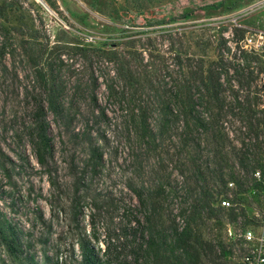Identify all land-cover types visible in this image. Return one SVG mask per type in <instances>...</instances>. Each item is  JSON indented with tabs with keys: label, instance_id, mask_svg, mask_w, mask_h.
Here are the masks:
<instances>
[{
	"label": "rangeland",
	"instance_id": "rangeland-1",
	"mask_svg": "<svg viewBox=\"0 0 264 264\" xmlns=\"http://www.w3.org/2000/svg\"><path fill=\"white\" fill-rule=\"evenodd\" d=\"M53 1L59 14L39 0H0V4L13 2V7L7 10L9 21L5 24L22 28L28 35L38 30L49 36L50 44L68 40L70 45L76 46L106 40L103 49L116 48L123 52L122 42L133 39L145 60L152 56L150 68L155 81L166 90H115L114 94H109L101 83L91 93L86 87L89 70L95 68V75L112 74V65L96 59L98 63L94 61L89 67L74 52L62 55L55 76L65 105L75 114L73 129H81L82 114L88 115L92 108H95L94 114L104 112V121L98 125L102 134L99 141L102 161L96 167L91 163L86 165L88 153L81 144L69 142L48 110L50 133L54 137V160L49 173L37 162L26 129L31 120L30 110L38 100L35 94L38 90L33 88L30 68L21 61L20 54L15 59L7 57L5 61L9 64L12 60L16 66L18 81L9 86L0 78V162L3 163L0 164V209L20 231L22 243H31L22 254L26 264L29 254H34L41 264L43 251L54 259L58 250L66 262L74 263L70 248L73 247L74 259L78 258L75 239L82 227L86 233L98 236L99 255L107 243L110 245L111 264H163L160 259L154 260L147 250L148 227L152 224L167 235L168 226L173 223L182 226L186 222L191 200L198 193V183L203 184L200 179L195 182L192 157L197 158L204 172L207 171L209 187L217 186L216 177L205 164L210 162L209 166L218 167L213 164L215 150L210 132L195 130L193 137L199 142L198 147L195 142L182 147L178 133L183 122L173 100L174 90L167 89L187 78L190 68L198 65V59L216 60L221 38L230 48L227 42L236 38L231 36L235 28L264 32V0ZM185 13L190 15L180 18ZM248 52L252 56L247 62L231 47L224 56L228 75L222 77L218 100L209 103L206 96L196 92L195 104L199 115L211 120L222 136L216 160L223 165V178L228 179L233 174L242 182V187L247 188L257 183L251 167L260 163L264 168V143L260 141L264 131L256 139L250 127V123L253 126L257 121L256 116L261 118L260 110L264 106L261 89L264 51ZM162 98L171 103L172 112L168 117L171 121L163 134L142 139L138 130L139 111H147L146 123L156 133L157 109ZM43 104L46 107V103ZM248 106L257 113L252 114ZM235 150L239 152L237 155ZM255 169L264 170L259 166ZM76 181L80 185L77 190ZM229 182L233 184L229 186ZM235 188L236 183L229 180L227 195H233ZM160 189L162 192L157 195ZM240 196L243 198L240 206L245 213L256 218L262 216L263 220L264 191L251 194L247 189ZM214 203L216 205L218 199ZM75 211L78 215L74 219ZM39 215L43 222L37 219ZM242 223L240 217L235 225L226 222L220 225L201 213L193 215L190 224L202 239H222L228 243L229 233L258 229ZM43 237L47 238L45 244L39 241ZM91 241L94 242L93 237ZM241 254L236 245L227 257L228 264H242ZM0 264H16L2 245Z\"/></svg>",
	"mask_w": 264,
	"mask_h": 264
},
{
	"label": "trees",
	"instance_id": "trees-1",
	"mask_svg": "<svg viewBox=\"0 0 264 264\" xmlns=\"http://www.w3.org/2000/svg\"><path fill=\"white\" fill-rule=\"evenodd\" d=\"M43 1L50 9L59 14L53 0ZM133 1V3H140V0ZM12 7L13 2H3L0 4V78L9 86L18 81L16 66L12 60L8 64V62L5 61L7 57L15 59L16 55L20 54L21 61L25 62L30 68L33 88L38 90L35 92L38 100L35 101L34 106L30 110L31 120L30 123L27 124L26 129L30 134L32 140L31 144L37 162L45 167L47 172H52L51 165L54 160V137L50 133L51 125L47 119V111L49 110L53 114L55 121H57V126L63 129L62 132L68 137L69 142L81 144L85 152L88 153H86L88 155L86 158V165L91 163L90 165L92 167H96V165L100 164L102 161V153L99 144V141L102 139V134H100L98 125L104 121V112L100 110L98 114H94L95 108H92V110L87 113L88 115L84 116V114H82L83 125L81 129L75 131L72 126L75 114L70 113V106L65 105L62 99V89L55 76V68L62 62V55L74 52L86 61L89 67L92 66L94 61L97 62V60H103L101 63L112 65L110 70L112 74H110V72H100L95 75V68L89 70L86 87L91 93L99 87V84H103L104 89L107 90L109 94H114L115 90H166L164 86H159L153 76V72L150 68L151 52L148 51L149 60H145L143 53L136 49L133 39H127L125 42H122L125 46V51L123 52L116 50V48L112 50L103 49L102 46L106 44V40L97 41L96 44H76V46L70 45L71 43H69L70 41L68 40L62 42L57 40L55 43L50 44L49 36L38 33V30H34L28 35L24 34L22 28H11L7 26L5 24V22L9 21L7 10H10ZM189 15L190 13H185L182 14L180 18L185 19ZM243 32L244 30L235 28V33L233 34L237 39H240L243 37ZM125 36L129 37L126 33ZM38 37L44 40L40 41ZM230 49L231 48L226 45V40L221 38L218 44L216 60L207 61L198 59V65L196 64L193 66L194 69L190 68L187 78L182 79L178 84H174L167 89L174 90L173 100L179 108L178 112L183 122V127L178 133L182 147L185 148L193 142H195V146L198 147L199 142L193 137V132L195 130L201 129L204 132H210L211 139L214 141L213 145L215 150L213 164H217L218 167L209 166L210 162H208L209 164H205L206 168L209 169L211 173H214V177H216L215 183L217 186L209 187L206 184L205 172L207 173V171L204 172L200 165L197 164V158L192 157L191 163L193 175L196 177L195 182L198 183L200 179L203 184L198 183V193L194 192L195 194L191 200L190 211L186 216V222L182 226L174 223L168 226L169 233L167 235H164L162 232L163 230L156 228V226L152 224L148 227V237L146 239L147 250L152 253L154 260L160 259L163 264H206V261L203 259H206L210 264H228L227 257L233 251L234 247L239 245V248L242 250V240H235L233 235H228V243H225L222 239L206 240L202 239L200 234L196 235L195 229L191 228L190 224L193 215L204 213L207 217L213 219L220 225L224 222L235 225L238 223L240 217L243 218L242 224L244 226L257 227L260 224L259 218L248 216L245 210L241 208L240 205L243 198L240 195L247 191V189H249L251 194H259L261 191H264V186L257 182L254 186L249 187L247 185L249 188L242 187V182L233 174H230V178L228 179L223 178L221 169L223 165L216 160L218 158L217 153L221 151L222 136L219 135V129L215 128L211 120H206L205 117L199 115L195 105L197 101L196 92H199L200 96H206L209 103L218 100L219 90L223 85L222 77L228 75L224 63V56L230 52ZM143 51L145 50L143 49ZM247 52V50L242 49L239 55L248 62L252 55ZM261 71H263V69H261ZM7 80L10 82L8 83ZM78 86L80 85L77 84V87ZM261 89L264 91V83H262ZM91 96V100L96 104L95 96L93 94H91ZM43 102L46 103V107ZM248 108L252 114L255 115V113H257L254 112L250 106H248ZM260 111L262 116L261 118L256 116L257 121L253 124L254 127L250 123L251 130L255 132L256 139H258L260 134L264 131V106ZM171 112V103L162 98L157 109L158 124L155 131L156 133H153L146 123L147 111L144 109L139 111L138 130L140 131L141 138L163 134L164 129L171 121L168 119ZM62 132L58 131L60 134ZM260 141L264 143V134ZM62 142L65 144L63 140ZM238 153V150L234 151V154L237 155ZM240 162L243 163V159L240 160ZM0 164L3 165L1 162ZM257 166L264 169L262 167L263 165L259 163L251 167V173H253V170ZM262 172L264 174V170ZM229 180L236 183V188L231 196L227 195L226 191L227 182ZM51 181L53 184L55 183L53 178ZM78 186L80 185L78 181H76V190ZM195 190L196 189H194V191ZM161 192L162 189L159 191L157 190L156 194L158 195ZM223 198L230 199L233 205L230 207L222 206L221 199ZM215 199H218L216 205L214 203L216 201ZM77 213L78 212L75 211L73 216L74 219L78 215ZM37 219L43 222L42 215L37 216ZM83 228L84 227L79 229L75 239V243L79 249L78 258L74 259L73 247L70 248L72 252V261L74 263L66 262V259L61 257L59 254L60 251L58 250L55 253L54 259L48 256L46 251H43L44 262L41 264H47V262H51L52 264H111V260L108 258L110 245L107 243L103 253L99 255L101 248L96 244V241L99 240L98 236H96L95 233H86ZM143 233L144 231L141 232V238L143 237ZM92 237L94 238L93 243L91 241ZM46 239V237H43L40 238L39 241L45 244ZM0 245L4 247L16 264H26L23 262L22 254L25 250H28L31 243L29 241H26L25 244L22 243L20 231L18 232L16 225L6 217V214L2 212L1 209ZM26 260L28 261L27 264H39L35 260L34 254H29Z\"/></svg>",
	"mask_w": 264,
	"mask_h": 264
},
{
	"label": "built area",
	"instance_id": "built-area-1",
	"mask_svg": "<svg viewBox=\"0 0 264 264\" xmlns=\"http://www.w3.org/2000/svg\"><path fill=\"white\" fill-rule=\"evenodd\" d=\"M231 36L234 37V34L231 33ZM226 37H228V34ZM231 41L233 42V46L230 44ZM227 44L238 53L242 49L255 53L264 51V32L261 30H252L251 28H247L242 38H233V40H228ZM252 176L256 182L264 186V174L260 169H254ZM228 184L230 186L233 182H229ZM221 205L224 207H230L233 204L230 199L223 198L221 199ZM259 219L260 224L257 226V230L247 228L241 234L229 233L234 236V239H236V236L241 237L242 264H264V219L262 220V216Z\"/></svg>",
	"mask_w": 264,
	"mask_h": 264
},
{
	"label": "water",
	"instance_id": "water-1",
	"mask_svg": "<svg viewBox=\"0 0 264 264\" xmlns=\"http://www.w3.org/2000/svg\"><path fill=\"white\" fill-rule=\"evenodd\" d=\"M43 5H45L47 8H49L48 7V5L43 1V0H39ZM50 9V8H49Z\"/></svg>",
	"mask_w": 264,
	"mask_h": 264
}]
</instances>
